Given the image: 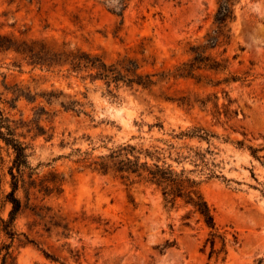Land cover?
Here are the masks:
<instances>
[{
    "label": "rangeland",
    "instance_id": "rangeland-1",
    "mask_svg": "<svg viewBox=\"0 0 264 264\" xmlns=\"http://www.w3.org/2000/svg\"><path fill=\"white\" fill-rule=\"evenodd\" d=\"M125 4L121 17L111 12H121L118 0H0V44H66L108 63L128 56L156 81L150 90L112 86L113 97L103 81L69 76L67 68L33 69L0 50V113L31 147L36 180L30 201L23 189L17 193L25 208L16 221L23 235L14 264H258L264 258V0L236 1L229 43L207 51L226 70L203 68L194 77L177 69L214 29L218 0ZM233 76L239 81L224 82ZM18 88L33 101H16ZM70 100L81 102L83 113L61 106ZM194 128L207 131L210 144L178 138ZM127 145L161 149L178 171H195L191 178L202 182L226 254H218L217 239L210 258L212 231L183 201L172 207L155 187L129 185L78 163L84 153L96 159ZM196 153L206 155L216 177L195 167ZM13 159L0 139L5 220ZM54 177L60 183H50ZM5 241L0 231V246Z\"/></svg>",
    "mask_w": 264,
    "mask_h": 264
},
{
    "label": "trees",
    "instance_id": "trees-1",
    "mask_svg": "<svg viewBox=\"0 0 264 264\" xmlns=\"http://www.w3.org/2000/svg\"><path fill=\"white\" fill-rule=\"evenodd\" d=\"M237 0H218V10L214 16V29L205 37V43L194 46L191 49L193 58L188 63H184L178 67L177 72L179 76L194 77V72L201 69H208L213 71H224L226 67L221 63L213 60L207 55L208 50H215L221 48L229 43L231 39L230 24L235 21V3ZM118 6L121 7V12L117 13V8L111 10L114 14L123 17L124 11L127 8L125 0H118ZM1 51H12L19 55L28 66L33 69L40 68L48 71L55 69L67 68L69 76L75 74L77 78L86 81L90 79L91 82L103 81L109 88L112 86L116 90L120 86H126L130 89L135 87L150 90L156 85L154 80L155 75L142 74L141 66L137 60L128 56L119 57L115 62L108 63L100 56H93L92 54L83 52L80 49H71L66 44L61 47L53 46L44 41H14L6 40V44H0ZM239 78L233 76L225 79V83L237 82ZM113 97H117L113 90L109 92ZM15 100L22 98L28 101H33V97L21 89L13 92ZM63 96L64 94L61 93ZM51 99L55 98V94H48ZM61 106L67 111L75 113H83L84 105L79 101L62 102ZM1 115V113H0ZM1 115L0 118V139L5 145L12 149L14 159L13 165L10 168L11 175V192L6 195L5 202L11 204V211L7 220L0 217V231L5 235L7 241L0 246V264H14L15 243L20 242L21 235L16 229V221L25 208L21 199L18 198L17 193L20 189L26 194V199L31 200V190L36 187L35 169L29 163V150L31 147L28 144L17 139L15 129H12L6 124L8 120H4ZM5 124V126H2ZM6 129L7 133L1 132ZM212 136L202 128H194L193 130L182 132L178 138L183 139H199L210 144ZM163 150H137L136 147L127 145L121 146L112 151L109 155L101 156L93 159L88 153H84L83 157L78 161L79 164L89 165L93 171L99 172L103 175L113 174L129 185L146 184L155 187L161 191L164 201L172 207L178 201H183L186 206H190L193 212L200 215L206 226L212 231V252L210 258L216 254V240L220 239L222 242V249L218 254H226V242L216 232V222L212 214V210L207 201L202 195L200 186L201 181L191 178V174L195 171H187L182 169L178 171L173 165L166 162L165 157H162ZM144 157V161H142ZM179 159H176L179 163ZM185 160H189L186 158ZM192 161V160H191ZM200 161V162H199ZM195 167L202 165L203 170L209 169L211 164L208 163L206 155L196 153ZM216 166V165H212ZM209 178L216 177L213 170L209 169L207 173ZM50 183L58 184L60 181L54 177ZM60 186V184H59ZM45 187L46 193H51L52 190ZM50 191V192H49ZM28 243H33L27 238ZM258 264H264V258L259 259Z\"/></svg>",
    "mask_w": 264,
    "mask_h": 264
}]
</instances>
